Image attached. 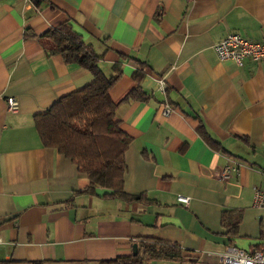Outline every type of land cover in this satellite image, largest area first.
Masks as SVG:
<instances>
[{
	"label": "crops",
	"instance_id": "obj_1",
	"mask_svg": "<svg viewBox=\"0 0 264 264\" xmlns=\"http://www.w3.org/2000/svg\"><path fill=\"white\" fill-rule=\"evenodd\" d=\"M64 24L102 58L105 75L120 64L109 97L132 139L124 191L150 204L103 188L84 194L86 176L42 146L33 117L92 81L40 45ZM228 33L262 40L264 0H0V264H98L133 255L134 245L138 253L146 239L181 250L152 264H220L230 246L264 253V209L252 206L264 190V61H219L214 45ZM136 72L148 101H124ZM226 167L234 170L223 179ZM224 212L232 225L237 218L235 234Z\"/></svg>",
	"mask_w": 264,
	"mask_h": 264
},
{
	"label": "trees",
	"instance_id": "obj_2",
	"mask_svg": "<svg viewBox=\"0 0 264 264\" xmlns=\"http://www.w3.org/2000/svg\"><path fill=\"white\" fill-rule=\"evenodd\" d=\"M39 42L47 56H59L64 64L77 65L92 76L88 85L60 98L46 112L33 117L42 146L54 149L68 159L79 174L86 176L88 186L84 194L92 196L96 188H103L111 190L108 195L110 198L125 203L150 204L145 195H129L124 191L125 153L132 139L114 120L118 105L109 97L110 89L122 75L120 64L112 67V75H105L100 69L102 58L83 43L80 35L69 24L47 31ZM142 77L139 72L133 74L137 87L128 93L124 101L145 102L150 99L139 87ZM198 132L214 150H222L203 128H199ZM229 213H223L222 222L226 226L227 215L226 219L230 221H226L229 234H235L237 218L236 225H232L234 222ZM180 258L181 250L177 245L146 239L139 243L136 255L104 260L98 264H152L156 260L172 261Z\"/></svg>",
	"mask_w": 264,
	"mask_h": 264
},
{
	"label": "built area",
	"instance_id": "obj_3",
	"mask_svg": "<svg viewBox=\"0 0 264 264\" xmlns=\"http://www.w3.org/2000/svg\"><path fill=\"white\" fill-rule=\"evenodd\" d=\"M28 2L29 0H23ZM214 51L219 61H231L237 67L243 66L246 60L254 63L264 61V36L260 41H251L236 33H228L218 43L214 45ZM166 84L164 80L158 81L157 90L165 92ZM18 103L14 98L6 100V110L15 112ZM171 109L167 106L163 107L162 115H167ZM233 168L226 167L219 174L225 179ZM177 201L187 206L188 197L177 196ZM252 206L256 209H264V190L256 189L253 194ZM220 264H264V253L261 251L246 252L237 247L230 246L222 254L219 255Z\"/></svg>",
	"mask_w": 264,
	"mask_h": 264
},
{
	"label": "water",
	"instance_id": "obj_4",
	"mask_svg": "<svg viewBox=\"0 0 264 264\" xmlns=\"http://www.w3.org/2000/svg\"><path fill=\"white\" fill-rule=\"evenodd\" d=\"M137 253H136V247H135V245L133 246V255H136Z\"/></svg>",
	"mask_w": 264,
	"mask_h": 264
}]
</instances>
